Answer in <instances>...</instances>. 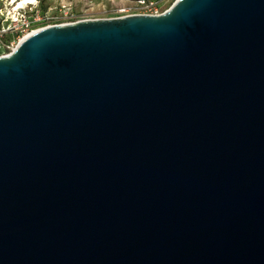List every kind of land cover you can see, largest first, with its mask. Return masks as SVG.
<instances>
[{"label": "water", "instance_id": "water-1", "mask_svg": "<svg viewBox=\"0 0 264 264\" xmlns=\"http://www.w3.org/2000/svg\"><path fill=\"white\" fill-rule=\"evenodd\" d=\"M0 264H264V0L0 57Z\"/></svg>", "mask_w": 264, "mask_h": 264}, {"label": "built area", "instance_id": "built-area-1", "mask_svg": "<svg viewBox=\"0 0 264 264\" xmlns=\"http://www.w3.org/2000/svg\"><path fill=\"white\" fill-rule=\"evenodd\" d=\"M30 1L31 0H23L25 5L22 8H19V3L10 13L4 12V8H0V49H4L5 52L9 51L0 57L12 54L25 38L43 29L81 22L77 19L78 17L76 15L67 9V6L61 5L59 11L61 14L60 16H65L69 22L60 23V16L58 15V12L56 14H52V8L49 9V11H43L40 8L38 0H33L34 3L27 4ZM177 1L178 0H176V2ZM164 4L165 0H137L135 4L136 7L133 10H127L125 8L121 9L119 11V18L134 15H161L163 14L161 10L163 9ZM55 10L58 11V8L56 7ZM130 12L135 13H131L129 15ZM7 38H10L9 43L5 42Z\"/></svg>", "mask_w": 264, "mask_h": 264}, {"label": "rangeland", "instance_id": "rangeland-1", "mask_svg": "<svg viewBox=\"0 0 264 264\" xmlns=\"http://www.w3.org/2000/svg\"><path fill=\"white\" fill-rule=\"evenodd\" d=\"M23 0H0V8H4V12L10 13L12 9L17 6L18 2ZM137 0H63V1H48L47 10L53 9L52 14L60 16L59 9L62 6H67V9L70 10L74 15H76L80 21L88 20H104V19H114L119 18V11L121 9L133 10L136 6ZM176 0H165L163 13L168 11L174 4ZM34 3V2H33ZM58 8V11L55 8ZM131 13L135 12H130ZM60 23H68L69 20L63 17H59ZM1 26V24H0ZM9 52V51H8ZM4 49H0V56L8 53Z\"/></svg>", "mask_w": 264, "mask_h": 264}, {"label": "trees", "instance_id": "trees-1", "mask_svg": "<svg viewBox=\"0 0 264 264\" xmlns=\"http://www.w3.org/2000/svg\"><path fill=\"white\" fill-rule=\"evenodd\" d=\"M39 1V5H40V8L43 10V11H47V5H48V1L50 0H38ZM154 1H161V0H154ZM10 41V38H7L6 39V43H9Z\"/></svg>", "mask_w": 264, "mask_h": 264}, {"label": "bare ground", "instance_id": "bare-ground-1", "mask_svg": "<svg viewBox=\"0 0 264 264\" xmlns=\"http://www.w3.org/2000/svg\"><path fill=\"white\" fill-rule=\"evenodd\" d=\"M34 1L33 0H31L29 3H27V4H30V3H33ZM20 3V4H19ZM19 4V8H22L24 5H25V3H23V1L22 2H18L17 3V5ZM42 31V30H41Z\"/></svg>", "mask_w": 264, "mask_h": 264}]
</instances>
